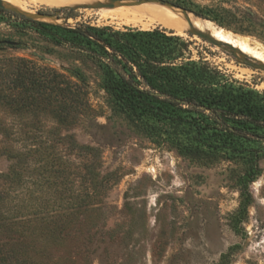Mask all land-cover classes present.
Listing matches in <instances>:
<instances>
[{
    "label": "rangeland",
    "instance_id": "obj_1",
    "mask_svg": "<svg viewBox=\"0 0 264 264\" xmlns=\"http://www.w3.org/2000/svg\"><path fill=\"white\" fill-rule=\"evenodd\" d=\"M18 1L25 10L7 5L35 21L64 27L172 30L192 43L194 60L203 58L264 90V71L245 66L239 50L197 35L200 30L213 36L204 30L208 23L264 56V0H151L180 12L186 23L168 19L171 27L126 25L99 13L146 0H83L60 8ZM177 5L187 7L186 14ZM197 9L215 10L220 25L196 17ZM19 60L84 83L86 94L83 106L66 119L58 102L21 112L0 104V261L264 264V159L258 176L244 188L239 184L243 163L181 157L118 111L88 55L55 45L17 16L0 13V68Z\"/></svg>",
    "mask_w": 264,
    "mask_h": 264
},
{
    "label": "trees",
    "instance_id": "obj_2",
    "mask_svg": "<svg viewBox=\"0 0 264 264\" xmlns=\"http://www.w3.org/2000/svg\"><path fill=\"white\" fill-rule=\"evenodd\" d=\"M0 13L15 15L49 42L93 59L102 72V88L118 111L149 138L168 144L190 161L243 163L241 187L258 176L264 159V90L233 79L203 58L194 60L190 41L161 27L114 29L83 23L64 27L3 8ZM193 13L220 25L213 9ZM85 94L84 83H72L28 61L0 68V104L17 112L58 102L66 119L83 106ZM7 262L0 264H19L17 258Z\"/></svg>",
    "mask_w": 264,
    "mask_h": 264
},
{
    "label": "bare ground",
    "instance_id": "obj_3",
    "mask_svg": "<svg viewBox=\"0 0 264 264\" xmlns=\"http://www.w3.org/2000/svg\"><path fill=\"white\" fill-rule=\"evenodd\" d=\"M1 1L3 2V5L6 8L13 9V10L20 12L19 10L13 8L12 6L7 5V4H14L15 6L21 8L22 3H20L18 0H1ZM27 1L30 2L31 4H36V5L39 4V5H43V6H47L51 8H60L61 6H64L67 4L70 5V3H76V2L83 1V0H27ZM90 1L94 3L99 2V0H90ZM152 2L141 3L137 5H119V6H114L112 8H101L99 13L102 18H105L108 20L112 19L114 21L118 20L126 25L151 26L153 24H159L163 26L170 25L171 27L172 23L170 24L168 19H171L172 21H176L181 25H184L186 23L185 19L180 15V12L178 10H174L173 8H169V7H166V6L154 3V2L152 3ZM146 8H149L150 11L147 10ZM22 10H25V9H22ZM193 22L196 27L201 29V24L199 20H195V21L193 20ZM204 26L206 27L204 30L210 31L212 35L216 37L217 39L239 47L238 49L239 51H242L241 52L242 54L249 53L259 59L261 58V60L264 59V56L261 54V52L251 49L247 45L246 42H239L230 34L224 32L222 29H219L211 24L207 23V25H204Z\"/></svg>",
    "mask_w": 264,
    "mask_h": 264
},
{
    "label": "water",
    "instance_id": "obj_4",
    "mask_svg": "<svg viewBox=\"0 0 264 264\" xmlns=\"http://www.w3.org/2000/svg\"><path fill=\"white\" fill-rule=\"evenodd\" d=\"M150 1H151V0H146V1L142 2V3H148V2H150ZM161 4H164V3L161 2ZM0 8H3V9H6V10H9V11H12V12L18 13V14L23 15V16H25V17H28L27 14H23V13L18 12V11H16V10L6 8V7L3 5V2H2L1 0H0ZM177 8H178V7H177ZM178 9H179V8H178ZM58 11H59V10H58ZM58 11H57V12H58ZM182 11H183L184 14H186V10H183V9H182ZM38 15L41 16V17H44V18H45V17H51V16H52V15H49V14H40V13H38ZM194 15H195V14H194ZM195 16H196V15H195ZM196 17H198V16H196ZM28 18H30V17H28ZM31 19H32V18H31ZM197 35H198L199 37H201V38H204V39L208 40V41H209L210 43H212V44H224V45L228 46V48L231 49L232 51H235V50H236V52H237V50H239L238 48H236V47H234V46H232V45H230V44H228V43H223V42H219V41L215 40V39L212 38L210 35L205 34V32H203V31L197 30ZM238 53H239V55L243 58V64H244L245 66L251 67V68L256 69V70L264 71V64L255 61L254 59L248 57V56L245 55V54H242V53L239 52V51H238ZM235 56L237 57V55H235Z\"/></svg>",
    "mask_w": 264,
    "mask_h": 264
}]
</instances>
